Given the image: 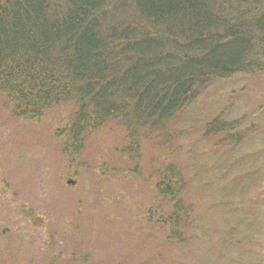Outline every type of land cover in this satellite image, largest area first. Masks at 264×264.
Wrapping results in <instances>:
<instances>
[{
    "label": "rangeland",
    "instance_id": "1",
    "mask_svg": "<svg viewBox=\"0 0 264 264\" xmlns=\"http://www.w3.org/2000/svg\"><path fill=\"white\" fill-rule=\"evenodd\" d=\"M257 63L204 83L165 136L144 130L137 166L121 154L128 136L119 121L85 134L71 158L60 134L73 104L35 119L0 93V264H264V60ZM216 119L235 122L238 140L206 138ZM168 163L186 184L176 240L155 190Z\"/></svg>",
    "mask_w": 264,
    "mask_h": 264
},
{
    "label": "trees",
    "instance_id": "2",
    "mask_svg": "<svg viewBox=\"0 0 264 264\" xmlns=\"http://www.w3.org/2000/svg\"><path fill=\"white\" fill-rule=\"evenodd\" d=\"M262 60L264 0H0V93L35 119L73 104L60 134L71 158L85 134L117 120L128 136L121 154L137 166L144 130L165 136L204 83ZM236 128L216 119L204 129L232 144ZM175 166L165 164L155 190L176 240L188 211Z\"/></svg>",
    "mask_w": 264,
    "mask_h": 264
},
{
    "label": "water",
    "instance_id": "3",
    "mask_svg": "<svg viewBox=\"0 0 264 264\" xmlns=\"http://www.w3.org/2000/svg\"><path fill=\"white\" fill-rule=\"evenodd\" d=\"M68 184H73V183L69 182Z\"/></svg>",
    "mask_w": 264,
    "mask_h": 264
}]
</instances>
